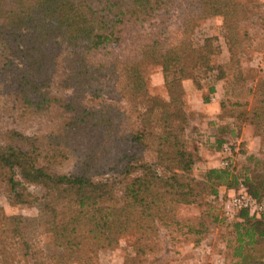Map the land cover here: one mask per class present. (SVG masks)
<instances>
[{"label": "trees", "instance_id": "trees-1", "mask_svg": "<svg viewBox=\"0 0 264 264\" xmlns=\"http://www.w3.org/2000/svg\"><path fill=\"white\" fill-rule=\"evenodd\" d=\"M261 6L239 0H0V184L10 204L32 202L39 211L38 219L9 216L0 205V264H21L19 258L92 264L127 235L134 237L132 253L144 257L162 229L193 234L197 242L204 222L178 219L176 206L216 197L219 186H236L238 176L216 167L193 176L202 157L185 137L180 96L140 111L136 101L148 95L140 62L158 63L167 83L191 69L212 70L210 39L199 47L189 40L193 23L220 16L233 57L250 25L264 24ZM172 8L181 23L178 38L167 41L163 18ZM257 98L245 119L264 140V81ZM221 109L227 112L224 103ZM16 126L36 129L24 135ZM144 152L155 155L152 163ZM257 184L247 186L255 200L264 179ZM31 186L39 187V196ZM236 217L235 255L264 264V257L245 252L264 243V214L255 218L241 210ZM37 230L48 237L47 249L35 248Z\"/></svg>", "mask_w": 264, "mask_h": 264}, {"label": "rangeland", "instance_id": "rangeland-1", "mask_svg": "<svg viewBox=\"0 0 264 264\" xmlns=\"http://www.w3.org/2000/svg\"><path fill=\"white\" fill-rule=\"evenodd\" d=\"M239 1L248 7L252 2L261 4V9L264 10V0ZM163 19V36L167 41L176 40L181 23L179 10L172 8ZM249 33L242 50L232 57L233 52L227 42L220 16L194 22L189 40L192 46L199 47L206 39H210L213 48L210 64L213 69H191L188 77L171 80L169 83L158 63L148 59L140 62L148 93L136 101L140 111L149 108L153 101L161 104L168 102L173 93L180 96L186 118L185 137L189 147L202 157L193 166V176L201 178L206 168H209L203 161L210 157V150L214 151L216 140H221V143L214 151L217 162L213 167L228 168L238 176L236 186H219L216 197L205 196L200 204L176 206V216L180 220L200 217L205 224V233L194 242L193 234H169L168 230L162 229L154 249L144 257H137L132 253L134 237L127 235L120 239L114 249L99 252L97 260L92 264H248L249 259L243 261L235 255L233 249L238 245L233 223L240 221L236 215L241 210L234 209L229 202L233 196L243 191L248 194L247 186L251 182L257 186L259 179H264L263 135L245 119L251 117L252 107L258 100L257 93L264 81V24L257 22L250 25ZM220 74L223 77L218 79ZM210 88H213L212 92ZM205 98L209 102H204ZM103 102H112L117 106L125 104V100ZM221 103H224L227 112L221 109ZM35 129V126L15 127L16 131L24 135H31ZM224 146L228 147V151H223ZM142 158L152 163L155 155L144 152ZM225 160L226 165L223 164ZM245 178L247 181L242 183ZM118 179L121 180V177ZM5 190V185L1 183L0 205L6 215L39 218L35 203L10 204ZM29 191L40 195L39 187L31 186ZM259 193L260 197L256 201L264 207V192L260 189ZM253 214L255 218L261 216ZM192 225L199 226L196 221ZM185 231L186 228L181 229V232ZM34 235L32 242L35 248L47 249L48 237L38 230ZM245 252H249L250 258H262L264 243L248 246ZM19 260L21 264H30L31 261L28 259V262H24L22 258Z\"/></svg>", "mask_w": 264, "mask_h": 264}, {"label": "built area", "instance_id": "built-area-1", "mask_svg": "<svg viewBox=\"0 0 264 264\" xmlns=\"http://www.w3.org/2000/svg\"><path fill=\"white\" fill-rule=\"evenodd\" d=\"M223 151H228V147L224 146ZM223 164L226 165L227 161H223ZM229 204L237 210H247L258 216L259 214H264V207L244 191L241 194L233 196Z\"/></svg>", "mask_w": 264, "mask_h": 264}, {"label": "crops", "instance_id": "crops-1", "mask_svg": "<svg viewBox=\"0 0 264 264\" xmlns=\"http://www.w3.org/2000/svg\"><path fill=\"white\" fill-rule=\"evenodd\" d=\"M208 156H210V157H208L207 160L203 161V163H204V165L206 167H213L215 162H217L216 161V157H215L216 153L212 152V151H209V155Z\"/></svg>", "mask_w": 264, "mask_h": 264}]
</instances>
